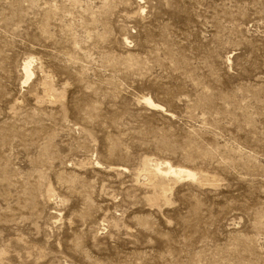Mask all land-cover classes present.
<instances>
[{"label":"rangeland","instance_id":"1","mask_svg":"<svg viewBox=\"0 0 264 264\" xmlns=\"http://www.w3.org/2000/svg\"><path fill=\"white\" fill-rule=\"evenodd\" d=\"M0 264H264V0H0Z\"/></svg>","mask_w":264,"mask_h":264},{"label":"bare ground","instance_id":"2","mask_svg":"<svg viewBox=\"0 0 264 264\" xmlns=\"http://www.w3.org/2000/svg\"><path fill=\"white\" fill-rule=\"evenodd\" d=\"M146 103H148L149 105L152 106H157L156 104H154L150 99H145ZM153 166L155 167V169L161 173H166V174H172L174 176H176L177 178H184V177H188V178H195V174L185 168H181V167H173L170 165H167L166 168L161 169L160 167V163L155 161L153 162Z\"/></svg>","mask_w":264,"mask_h":264}]
</instances>
